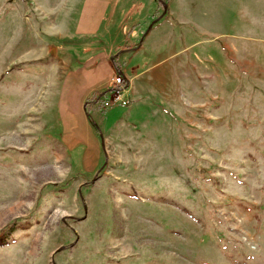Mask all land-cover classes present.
Masks as SVG:
<instances>
[{"label": "rangeland", "instance_id": "374dc122", "mask_svg": "<svg viewBox=\"0 0 264 264\" xmlns=\"http://www.w3.org/2000/svg\"><path fill=\"white\" fill-rule=\"evenodd\" d=\"M164 1L148 105L87 104L104 81L69 119L113 74L71 45L82 0H0V264H264V0Z\"/></svg>", "mask_w": 264, "mask_h": 264}, {"label": "crops", "instance_id": "0c3cea01", "mask_svg": "<svg viewBox=\"0 0 264 264\" xmlns=\"http://www.w3.org/2000/svg\"><path fill=\"white\" fill-rule=\"evenodd\" d=\"M180 1L182 4V10H179L178 14L181 16L182 20L188 18L190 19L189 16L193 17L191 12H189V6L191 2L188 0ZM158 4V0H82L80 11L72 31L73 34H71V45L81 46L80 44H86V47H83L84 55L87 57H83L85 60V65L92 66L91 63L93 60V63H95L97 60L99 62H103L108 56L107 62H109L112 68L110 70L112 72L116 70V67L114 62H112L110 59L111 55L120 52V55L118 56V58H120L122 55L123 57L126 56L124 55L125 52L133 51L129 57L131 60L132 57H134V54L137 56L142 51L140 50L141 48L144 49V52L147 55H138L135 61H140L141 64L140 66H137V68H134L132 73H130V71H123L120 69L123 75L128 78V84H130L131 81H133L134 84L132 91L134 90L135 93L132 92V94L134 97L133 101H135L133 103L135 104H131L132 106L129 109L130 114L135 113V111L137 112L139 107L148 105L146 98L150 96V89L154 84L146 79L148 77L152 79L155 68L161 67L166 63V56L172 51L171 48V50L168 52L167 48L170 46V44L167 41L171 38L178 40L179 36L183 33V31L180 30L182 28L178 26L179 31L173 32L175 36L170 35L172 34V31L169 30V32H167V37H160V34L164 33V21L169 18L170 14L173 13V9L169 8L170 12L165 10V16L168 17H165L162 15L163 12L159 11L157 15V22L153 24L147 32L140 34L139 28L142 26L139 24V22L142 23L147 18H151L154 11L159 9ZM172 16L173 15H171V17ZM191 30L195 34L194 29L192 28ZM82 36H87V39H89L87 40V43H77L79 38ZM138 39H140V45L137 43ZM143 40L144 44L142 46ZM165 40H167L166 44H164ZM105 41H107L108 44H104ZM173 50L175 52V47H173ZM122 52L124 53L122 54ZM80 56L82 57L83 55L81 54ZM143 59L145 60L143 61ZM82 67L83 66L77 68L76 72L73 71L75 69L74 68L67 71L66 73V70L68 69L66 66V69L63 70V73H66V75L64 73L65 78H72L81 71ZM104 81L105 84L108 85L109 80H106V76L97 72L86 83L83 90L76 98H70L67 96V100L65 99V106L62 109L63 111L61 113V118L65 117L71 119L73 114L82 116L83 110L81 106L85 105L86 102H83V99L85 97L89 98L88 93L90 90L102 86ZM65 82L66 80L64 81L63 85H65ZM157 96L159 97V95H156L155 98L159 99ZM72 120H66V125L74 130V124L73 122H70ZM75 134L76 133H72L73 136H75ZM94 146V153H99L95 142ZM84 150L86 153H88V149L84 148ZM93 155H86L85 159H89V157L93 158Z\"/></svg>", "mask_w": 264, "mask_h": 264}, {"label": "built area", "instance_id": "2783aa9c", "mask_svg": "<svg viewBox=\"0 0 264 264\" xmlns=\"http://www.w3.org/2000/svg\"><path fill=\"white\" fill-rule=\"evenodd\" d=\"M99 101H101L100 107L102 108H108L117 104L128 105L131 102L128 95V80L123 75L122 71L116 69L113 72L106 89L97 97H90V100L86 101V103H96Z\"/></svg>", "mask_w": 264, "mask_h": 264}, {"label": "trees", "instance_id": "16d2710c", "mask_svg": "<svg viewBox=\"0 0 264 264\" xmlns=\"http://www.w3.org/2000/svg\"><path fill=\"white\" fill-rule=\"evenodd\" d=\"M158 1H159L160 5H161V3H162V4H163V3H167L166 1L162 2V0H158ZM117 53H118L117 56H119V52H117ZM113 58H114V57H113ZM116 58H117V57H116ZM117 61H118V60L113 59V62H114V64H115L116 69L120 71V67L118 66V62H117Z\"/></svg>", "mask_w": 264, "mask_h": 264}, {"label": "water", "instance_id": "95a60500", "mask_svg": "<svg viewBox=\"0 0 264 264\" xmlns=\"http://www.w3.org/2000/svg\"><path fill=\"white\" fill-rule=\"evenodd\" d=\"M54 263V262H53Z\"/></svg>", "mask_w": 264, "mask_h": 264}]
</instances>
